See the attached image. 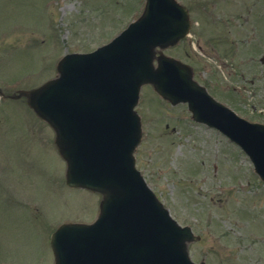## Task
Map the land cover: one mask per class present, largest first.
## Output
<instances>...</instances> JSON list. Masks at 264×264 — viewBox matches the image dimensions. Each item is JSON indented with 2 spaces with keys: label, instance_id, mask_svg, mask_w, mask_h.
<instances>
[{
  "label": "rangeland",
  "instance_id": "374dc122",
  "mask_svg": "<svg viewBox=\"0 0 264 264\" xmlns=\"http://www.w3.org/2000/svg\"><path fill=\"white\" fill-rule=\"evenodd\" d=\"M143 1L0 0V89L12 94L54 78L65 54L108 43L139 16ZM179 1L204 27H218L212 36L223 45L217 60L186 42L166 53L203 71L208 68L212 91L227 100L218 87L230 85L231 103L227 101L233 108L249 120L264 118L259 116L264 65L258 61L264 49L249 44L253 34L247 30L229 27L238 12L228 13L219 1ZM224 30H233L230 39L220 33ZM210 36L203 39L208 47ZM241 42L246 46L240 47ZM224 64L229 66L225 74L219 69ZM260 71L261 81L251 79ZM243 77L253 83L244 92L233 90L245 85ZM0 98V264H53L48 244L53 231L65 222L93 221L100 196L67 188L53 133L23 100ZM136 110L143 129L136 168L172 218L200 237L188 245L192 261L264 264V184L247 156L216 132L194 125L185 106L172 108L148 86L142 88Z\"/></svg>",
  "mask_w": 264,
  "mask_h": 264
},
{
  "label": "water",
  "instance_id": "95a60500",
  "mask_svg": "<svg viewBox=\"0 0 264 264\" xmlns=\"http://www.w3.org/2000/svg\"><path fill=\"white\" fill-rule=\"evenodd\" d=\"M188 26L175 0H146L141 17L111 43L66 55L55 79L20 93L54 129L67 186L102 195L94 223L66 224L52 235L55 264H193L186 244L197 237L170 218L134 166L142 85L173 104L187 102L196 120L209 112L210 124L246 151L264 181V129L210 105L188 67L166 57L152 65L154 49L176 44Z\"/></svg>",
  "mask_w": 264,
  "mask_h": 264
},
{
  "label": "flooded vegetation",
  "instance_id": "af4514ba",
  "mask_svg": "<svg viewBox=\"0 0 264 264\" xmlns=\"http://www.w3.org/2000/svg\"><path fill=\"white\" fill-rule=\"evenodd\" d=\"M218 1L224 4V6L226 7L225 10L228 11V13L238 12L236 15L230 17L228 23L229 27H234V26L239 28L242 27L240 29L241 31H243L244 29L247 30L246 32L248 34L250 33L253 34V36H251V40L248 41L249 44L253 45L252 47L255 49H264V0H212V2H218ZM213 30L214 31L218 30V27H211V26L204 27V22L200 23V21L199 24H196V26L192 27L191 30L193 31L192 38L195 40L198 49L203 52L202 56H208L209 54H212L210 50L213 49L215 45L218 47L219 44L223 45V42L220 37L213 38L212 36L214 32ZM224 31H220V33H224L230 39L233 30H224ZM208 32L211 34L210 36L211 42L209 43L210 47H208V44L203 43V39L205 40L204 34ZM227 37H225L226 39L224 38V45L226 47H228L229 45ZM183 42H187L190 44L191 40L186 39ZM204 47H207L208 52L203 50ZM214 57H216V55H214ZM260 62H262V60ZM263 64L264 63H262L261 65ZM222 67L223 70L227 71V68L229 66L227 64L226 65L224 64ZM193 68H194L193 69L194 79L197 82H199L202 86H204L208 91L211 92V89L213 90L214 88L213 86L215 85L212 80V77L207 75V68L206 71L199 69L198 66H194ZM243 81L245 82V80ZM218 88H220V91L223 93L224 97H228L227 94L230 89L229 87L220 85V87ZM8 96L11 98L15 97V95L12 96L10 94H8Z\"/></svg>",
  "mask_w": 264,
  "mask_h": 264
}]
</instances>
